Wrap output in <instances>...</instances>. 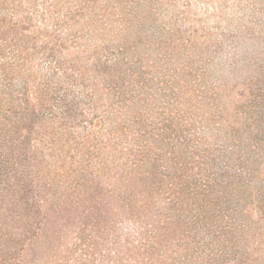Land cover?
I'll return each mask as SVG.
<instances>
[{"label": "rangeland", "instance_id": "rangeland-1", "mask_svg": "<svg viewBox=\"0 0 264 264\" xmlns=\"http://www.w3.org/2000/svg\"><path fill=\"white\" fill-rule=\"evenodd\" d=\"M122 259L264 264V0H0V264Z\"/></svg>", "mask_w": 264, "mask_h": 264}, {"label": "trees", "instance_id": "trees-1", "mask_svg": "<svg viewBox=\"0 0 264 264\" xmlns=\"http://www.w3.org/2000/svg\"><path fill=\"white\" fill-rule=\"evenodd\" d=\"M207 212H208V210H207ZM142 213H144V212H142ZM140 218H141V216H140ZM159 224H162V225H164V226H167V221L163 218L162 220L160 219V221L158 222V225H157V227H159ZM151 227H153V226H150L149 225V228L151 229ZM149 230V229H148ZM131 230L130 229H128V231L125 233V234H122L121 236H120V234L116 237V239H117V241H121L122 240V242L125 244V247L126 248H128V247H130V246H134V248H136V245L139 243V242H141V241H138V240H141L142 238V236L144 237V239L147 237V234H148V236L149 237H151V239H150V241L152 242L153 241V238H155L154 236H152V234H150V233H147L146 234V236H145V233L143 234L142 233V231L141 230H138L136 233H135V235L136 236H138V240H137V238H136V236L134 237V239H130V235H131ZM153 233V232H152ZM160 235V234H159ZM158 235V236H159ZM162 235H164V234H162ZM119 239H121V240H119ZM143 239V240H144ZM158 239H159V237H158ZM132 240H134V241H132ZM132 241V242H131ZM151 242H149L148 243V245L151 243ZM159 242H160V244L163 242V240H159ZM164 247H165V245H164ZM146 248H147V250H146ZM143 250H145L144 251V253L146 252V261H149V262H151V259L152 258H154L155 256H157V258H159V254L158 253H156V252H149L150 250H148V246L145 244V247H144V249ZM121 257V256H120ZM127 261L128 260H125V261H123V259L119 262V264H127ZM113 264H115V263H113ZM133 264H136V262H134Z\"/></svg>", "mask_w": 264, "mask_h": 264}]
</instances>
